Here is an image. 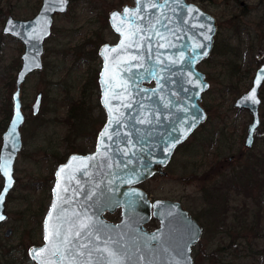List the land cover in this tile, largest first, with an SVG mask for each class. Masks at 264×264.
Wrapping results in <instances>:
<instances>
[{
    "label": "rangeland",
    "instance_id": "374dc122",
    "mask_svg": "<svg viewBox=\"0 0 264 264\" xmlns=\"http://www.w3.org/2000/svg\"><path fill=\"white\" fill-rule=\"evenodd\" d=\"M189 1L218 22L214 51L198 66L211 84L202 102L208 117L195 137L178 148L165 168L167 173H156L139 186L153 199L180 201L198 219L203 232L192 249L196 264H264V176L250 178L247 173L258 159L264 160V140L259 138L251 149L245 146L252 117L246 109L234 106L264 63V0ZM39 2L0 0V130L11 112L24 52L19 40L3 34V27L8 15L33 16ZM133 3L77 0L66 15L55 20L45 45V68L32 74L22 88L24 146L16 161L17 183L8 197L9 219L0 230V264H36L28 250L43 243V222L52 202L57 167L72 153L95 150L107 120L100 101L99 49L119 40L107 17L115 8L122 10ZM236 27L240 35L235 34ZM233 49L241 55H232ZM39 92L43 93L42 106L34 115L32 106ZM260 111L258 133L263 135V98ZM2 183L0 178V189ZM115 213L119 221L120 209L106 216ZM158 226L156 218L146 224L149 230ZM9 227L13 232L6 237Z\"/></svg>",
    "mask_w": 264,
    "mask_h": 264
},
{
    "label": "water",
    "instance_id": "95a60500",
    "mask_svg": "<svg viewBox=\"0 0 264 264\" xmlns=\"http://www.w3.org/2000/svg\"><path fill=\"white\" fill-rule=\"evenodd\" d=\"M68 7L69 0H44L35 17L23 20L11 16L3 28V34L22 43L24 52L11 96L12 115L0 148L3 177L0 215L5 217L0 225L9 219L8 197L17 183L16 161L24 146L22 128L26 114L22 88L32 74L45 68V42L52 33L54 14L66 12ZM125 9L130 10L127 18H124ZM136 9L139 12L133 16ZM114 13L120 16L114 19ZM109 22L119 40L114 44L104 43L99 49L100 101L107 120L98 133L94 151L72 153L57 167L52 202L43 222V243L32 245L28 254L36 264H61L59 256L52 255L51 244L38 258L33 251L46 247V221L63 224L67 229L91 218L92 236H82L81 242L88 243L89 248H103L108 241L110 248L120 250L122 264H196L192 249L203 232L200 222L180 201L152 200L139 184L156 173L166 174L165 168L176 148L207 119L202 100L211 84L198 66L213 50L216 18L189 0H135L132 6L112 10ZM137 27L140 32L130 36ZM121 41L124 47H120ZM129 43L132 47H127ZM105 46L118 51L105 52ZM133 56L137 59L133 60ZM263 85L264 63L256 70L251 87L234 102L236 108L246 109L252 117L245 139L248 148L253 146L261 123ZM253 92L254 100L248 99ZM42 99L43 93L39 92L32 106L34 115L40 112ZM106 129L108 135L101 137ZM73 157L95 159L73 160ZM62 168L64 172H60ZM118 209L121 210L119 221L105 216ZM50 213L52 220L48 221ZM152 218L159 221V226L149 230L146 224ZM12 232L9 227L4 235L9 237ZM97 236L99 239H94ZM99 256L94 251L90 264H97ZM87 259L77 256L73 264Z\"/></svg>",
    "mask_w": 264,
    "mask_h": 264
},
{
    "label": "snow or ice",
    "instance_id": "6c2138e0",
    "mask_svg": "<svg viewBox=\"0 0 264 264\" xmlns=\"http://www.w3.org/2000/svg\"><path fill=\"white\" fill-rule=\"evenodd\" d=\"M155 6V5H153ZM130 10L125 9L124 11V18L128 17ZM139 12V9H136L132 11V15L135 16ZM120 16L119 13H114L113 18ZM11 23V21L9 22ZM117 31H120L119 28H117ZM140 32V28L137 27L134 32L130 33V36H136L137 33ZM129 38L126 36V39ZM136 46L139 47V43H136ZM164 45H161L163 47ZM120 47H124V41H121ZM127 47H132V43H129ZM105 52L111 51V52H117L118 48H112L108 49L107 46H105ZM119 59V58H118ZM133 60L137 59V57L133 56ZM107 60V57H106ZM105 70L107 71V64L105 66ZM106 82V81H105ZM255 98V94L253 92L252 96L248 97V99ZM108 135L107 129L101 133V137H104ZM109 139L111 137L109 136ZM101 143H103V140H101ZM106 155V153H105ZM73 160H86V159H95V157H89V158H77L73 157ZM84 167H87V164L83 165ZM4 174L8 176V170L6 167L3 168ZM65 169H61L60 172H64ZM60 172L57 173L58 178L60 177ZM10 179V177H9ZM10 186V185H9ZM60 185L58 183L57 188H59ZM65 192L68 191V188L65 187ZM2 199V197H0ZM53 209H55V205L53 206ZM78 215V214H75ZM5 217L0 215V220H3ZM59 220V217H57ZM52 220V214H49L48 221ZM91 218L82 219L79 221L78 226L76 224H73L72 227L65 229L63 224L57 223V224H49L46 221L45 227H46V235H45V241H46V247L39 249V250H33L36 258L39 257V254L41 252L48 251V244L52 245V255L53 256H59L61 264H63L64 261L68 260L69 264H73L75 262L77 256H87V260L80 261V264H90L92 253L99 252L100 256L97 258V264H122L120 260V250L119 249H112L108 246L109 242H105V247L103 248H89L88 243L81 242V237L84 238L91 237ZM153 239H156V236L152 237ZM94 239H99V237H94ZM71 258V260H69Z\"/></svg>",
    "mask_w": 264,
    "mask_h": 264
},
{
    "label": "flooded vegetation",
    "instance_id": "af4514ba",
    "mask_svg": "<svg viewBox=\"0 0 264 264\" xmlns=\"http://www.w3.org/2000/svg\"><path fill=\"white\" fill-rule=\"evenodd\" d=\"M43 2H44V0H40V4H39V6H38V10H37V12L33 15V16H31V17H25V18H16V17H14L13 15H8V17L6 18V20L9 18V17H13V18H15V19H23V20H27V19H31V18H33V17H35V15H37L38 14V12L40 11V9H41V7H42V5H43ZM77 2V0H69V7H68V9H67V11L66 12H56L55 14H54V21H53V25H52V33H51V36H52V34H53V28H54V25H55V20L58 18V17H60V16H64V15H66L69 11H70V9L72 8V6H73V4L74 3H76ZM133 4H135V0H134V3ZM122 7H124V6H122ZM116 9V8H115ZM108 18V20H110V15L107 17ZM6 22V21H5ZM216 22H217V19H216ZM5 25V24H4ZM4 28V27H3ZM238 30H239V28H235V34L236 35H238ZM217 32H218V22H217V31H216V34H217ZM241 32V31H240ZM216 34H215V40H214V46L216 45ZM11 36V35H10ZM51 36L49 37V38H51ZM14 38V37H13ZM48 38V39H49ZM16 39V38H15ZM47 39V40H48ZM46 40V41H47ZM22 44V43H21ZM45 45H46V42H45ZM24 47V46H23ZM45 50H46V47H45ZM227 50H229V49H227ZM213 51H214V47H213V50H212V52H211V54L213 53ZM222 51H224V52H226L225 51V49H223ZM236 54L237 56L239 55H241V53H237L236 51H234V49H233V52H232V50H231V54L233 55V54ZM211 54H210V56H211ZM209 56V57H210ZM209 57L208 58H206V59H204L201 63H203V62H205V61H207L208 59H209ZM200 63V64H201ZM16 80V79H15ZM263 87H264V85H263ZM263 87H262V89H263ZM262 89H261V93H262ZM22 95V94H21ZM262 98V97H261ZM202 102H203V100H202ZM203 105V104H202ZM261 105H262V103H261ZM204 108H205V110L207 111V109H206V107L205 106H203ZM260 110H261V107H260ZM208 114V113H207ZM250 114V113H249ZM11 115H12V108H11V112H10V115H9V117H8V120H7V123H6V125L4 126V124H2V128H1V130H0V141H1V145H2V140H3V133H4V131L6 130V128H7V126H8V124H9V121H10V118H11ZM208 117V116H207ZM260 119H261V111H260ZM203 124V123H202ZM201 124V125H202ZM261 124V123H260ZM200 127V126H199ZM199 127H197L194 131H193V133L182 143V144H184L185 142H187V141H189L190 139H192L193 137H195V134H196V131L199 129ZM260 127V126H259ZM258 130H259V128L256 130V132H255V138H254V144H253V146L255 145V142L256 141H258V139L259 138H261V140H264V134L263 135H260V133H258ZM247 133H248V131H247ZM199 138H198V143H199ZM244 143H245V141H244ZM181 144V145H182ZM1 145H0V148H1ZM181 145H179L177 148H176V150H175V152H174V154H173V156H172V158H171V161H172V159H173V157H174V155H175V153H176V151L178 150V148L181 146ZM246 146V145H245ZM252 146V147H253ZM251 147V148H252ZM248 148V147H247ZM250 148V149H251ZM187 155H189V152H187L186 153ZM256 157V156H255ZM258 157V156H257ZM230 160H234V157H232ZM171 161L169 162V164L171 163ZM168 164V165H169ZM167 165V166H168ZM216 172V171H215ZM247 173L249 174V176H250V178H253L254 177V175L255 176H258V178H260V179H263V176H264V160H262V159H258L257 160V162H255L254 163V165L252 166V168L251 167H248V169H247ZM155 175H157V174H155ZM153 177V176H152ZM0 178L2 179V181H3V177L1 176V174H0ZM2 186H3V183H2ZM2 186H1V188H2ZM1 190V189H0ZM156 199H161V198H156ZM152 200H155V199H153L152 198ZM185 208V207H184ZM186 209V208H185ZM189 211V210H188ZM190 212V211H189ZM105 216H106V213H105ZM107 217V216H106ZM195 218V217H194ZM198 220V219H197ZM4 224V223H3ZM3 224H1L0 225V230H1V228H2V226H3Z\"/></svg>",
    "mask_w": 264,
    "mask_h": 264
},
{
    "label": "trees",
    "instance_id": "16d2710c",
    "mask_svg": "<svg viewBox=\"0 0 264 264\" xmlns=\"http://www.w3.org/2000/svg\"><path fill=\"white\" fill-rule=\"evenodd\" d=\"M264 32V30H263ZM238 35H240V30H238ZM263 40H264V34H263ZM237 52V51H236ZM262 98L264 100V94H262ZM76 107H73L72 109H75ZM63 161V160H62ZM249 175V174H248ZM244 177V176H243ZM253 181V179H251ZM254 182V181H253ZM108 219L116 221L119 218V214L115 213V214H108Z\"/></svg>",
    "mask_w": 264,
    "mask_h": 264
}]
</instances>
